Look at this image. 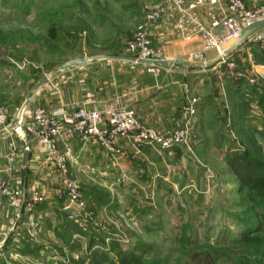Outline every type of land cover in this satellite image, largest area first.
<instances>
[{
  "label": "rangeland",
  "instance_id": "1",
  "mask_svg": "<svg viewBox=\"0 0 264 264\" xmlns=\"http://www.w3.org/2000/svg\"><path fill=\"white\" fill-rule=\"evenodd\" d=\"M169 5L170 0H0V108L9 122L27 114L26 97L42 76L57 75L55 67L81 57L128 55L126 44L136 29L151 13H158L157 21ZM246 50L250 56L230 59L257 78L264 54L256 45ZM196 75L204 77L203 104L189 121L187 141L155 150L166 160L163 184L134 178L90 182L77 170L73 178L86 205L78 217L67 218L59 178L56 191L65 205L51 204L49 213L44 210L51 200L38 205L36 231L18 246L8 248L2 231L0 264H119L123 257L126 264H197L191 260L197 249L211 250L214 264H264V91L239 90L243 82L230 77L226 65ZM258 82L263 88L264 79ZM178 118V125L162 131L183 127L184 118ZM236 155L248 163L245 180L229 164Z\"/></svg>",
  "mask_w": 264,
  "mask_h": 264
},
{
  "label": "crops",
  "instance_id": "2",
  "mask_svg": "<svg viewBox=\"0 0 264 264\" xmlns=\"http://www.w3.org/2000/svg\"><path fill=\"white\" fill-rule=\"evenodd\" d=\"M245 2L249 8H255L264 0ZM184 8L190 17L169 5L151 29L152 38L157 46L163 48L166 59L193 60L192 55L204 48L203 38L195 33L191 19L200 21L217 33H223L224 20L234 15L228 3H218L215 0H184ZM247 47L248 44L245 42L230 56L235 58L239 55L250 56ZM107 56L114 55L88 57L90 62L87 65L73 67L51 76L31 99V106L24 115L26 124H33L32 107L35 110L36 107L42 106L49 111L64 108L68 112H73L83 105L90 109H100L120 102L128 105L147 126L162 131L165 127L179 124L180 119L175 118L182 117L180 109L183 103L188 97L198 96L203 91L204 77H198L196 74L201 75L202 72L211 69L172 66L163 69L157 76L149 72L145 64L106 58ZM215 57L217 54L210 51L206 53L205 59L211 61ZM256 68V71L262 72L261 78L264 79V67L256 65ZM254 84L248 80L247 84H240L237 88L252 90ZM198 97L200 101L194 117L198 116L203 104V98L200 95ZM59 146L68 157V167L73 177L78 175L76 171L79 170L82 171V176L88 178L87 180L98 183L101 181L103 183L104 180L112 182L114 179L120 182L134 178L136 182L144 179L147 183L150 182L149 184L151 181L161 179L158 184H163L165 180L166 160L157 155L155 146L137 150L128 139L120 138L117 141L120 152L116 155H111L96 141H84L80 137L70 139L62 137ZM12 147L18 148V155L15 161L10 163L7 156ZM25 151L26 141L18 134L14 132L0 134V183L4 182L12 189L21 190L27 197L33 190H40L45 197L47 196L46 200L52 201L44 211L49 213L50 210L53 212V209H59L60 205L63 203L65 205V197H61L56 191L60 176L52 169L47 159L46 148L38 141L32 140L26 164ZM158 168L162 174L154 176L156 171L158 173ZM39 209L25 213L23 219L14 226L9 200L1 198L0 233L7 231L8 236L12 233L11 237L7 236L5 239V244L9 241L8 248L18 246L24 235H34L37 228L35 220L42 216ZM30 216L31 219L28 221ZM65 217L70 216L65 214Z\"/></svg>",
  "mask_w": 264,
  "mask_h": 264
},
{
  "label": "built area",
  "instance_id": "3",
  "mask_svg": "<svg viewBox=\"0 0 264 264\" xmlns=\"http://www.w3.org/2000/svg\"><path fill=\"white\" fill-rule=\"evenodd\" d=\"M218 3H228L234 15L226 17L223 22V33H217L205 26L200 21L191 19L195 33L204 41V48L195 52L192 57L198 62H207L206 53L214 51L217 56H222L217 65H226L229 76L236 79L248 78L250 83H255L261 77L262 72L257 71V78H250L246 72H241L229 55H224L225 50L236 41L243 31L252 24L264 20V2L255 8H249L245 0H215ZM172 5L179 11L190 17L184 8V0H170ZM158 18V13H151L147 20L135 31L133 37L127 41L126 53L130 56L150 60H164L165 51L157 46L152 38L151 29ZM247 44L256 45L264 54V29L253 34ZM261 66V65H260ZM264 67V65H262ZM148 71L159 76L163 69L172 66L147 65ZM222 75V74H221ZM200 101L198 96H190L184 102L181 113L185 125L181 128L158 131L145 125L134 112L115 102L112 105L100 109H90L86 105L78 107L73 112L64 108L49 111L47 108L38 106L33 111V124L27 125L24 115H20L9 122L8 113L0 108V134L14 132L26 141L27 135L32 140L46 148L47 159L61 179L67 196L64 210L74 209L76 212L85 208L86 201L78 181L73 178L68 167V157L60 149L59 141L62 137L68 139L80 137L84 141L93 140L104 147L111 155L120 152L117 141L120 138L128 139L137 150L146 146H155L160 151H170L176 145L182 144L188 138V124L192 117L197 114V105ZM18 155V148L12 147L7 156L13 163ZM7 198L13 211V224L22 218L24 213H32L35 208L46 199L40 190H33L29 197L24 192L12 189L7 183H0V201Z\"/></svg>",
  "mask_w": 264,
  "mask_h": 264
},
{
  "label": "water",
  "instance_id": "4",
  "mask_svg": "<svg viewBox=\"0 0 264 264\" xmlns=\"http://www.w3.org/2000/svg\"><path fill=\"white\" fill-rule=\"evenodd\" d=\"M264 29V20L258 21L251 26L247 27L243 33L240 35V37L234 41L224 52V55H229L231 52H233L236 48L244 44L253 34L256 32ZM106 58L111 59H117V60H123L128 61L132 63H140L145 65H156V66H185V67H191V68H199V69H210L214 67L218 62H220L222 56H217L211 61L207 62H198V61H191V60H170V59H164V60H150V59H144L139 58L136 56H130V55H114V56H107ZM90 62L88 57H81L77 58L71 61H68L64 64H61L57 67H55L52 70V74L59 73L61 71L73 68V67H81L84 65H87ZM51 74H45L42 76L39 81L35 84L33 89L29 91L27 97H26V104H28L35 93L49 80ZM32 139L30 135H27V149L24 153V164L27 163V160L29 158L30 154V147H31ZM66 213L71 216H78V213L72 209L68 208L66 209ZM12 233L9 234L8 238L11 237Z\"/></svg>",
  "mask_w": 264,
  "mask_h": 264
},
{
  "label": "trees",
  "instance_id": "5",
  "mask_svg": "<svg viewBox=\"0 0 264 264\" xmlns=\"http://www.w3.org/2000/svg\"><path fill=\"white\" fill-rule=\"evenodd\" d=\"M231 53L229 54V56L231 55ZM260 81H263V80H260ZM240 82H243V84H247L248 79L247 78H241ZM258 84H259V82L256 83L255 85H253L252 90L258 91V92H260V90L264 91V87L261 88ZM258 87H259V89H258ZM229 164L232 168L233 173L237 176V178L245 180V174H244L245 169L244 168L247 166L248 163L246 161H244L243 157L241 155H236L233 159L230 160ZM64 213L67 214L66 210H64ZM24 214L22 215V219H23ZM68 216L73 217V218L78 217V216L74 217L71 215H68ZM260 223L264 227V213L260 214ZM7 243H6V246H7ZM191 260H192V262H196L197 264H214L213 253L209 249L208 250H202V249L195 250V252H193V254L191 255ZM126 261H127V257H123L119 264H126ZM131 261L135 262L136 259L133 258Z\"/></svg>",
  "mask_w": 264,
  "mask_h": 264
}]
</instances>
